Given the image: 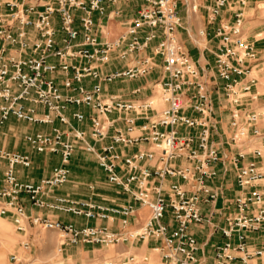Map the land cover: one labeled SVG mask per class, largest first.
<instances>
[{
    "label": "built area",
    "instance_id": "1",
    "mask_svg": "<svg viewBox=\"0 0 264 264\" xmlns=\"http://www.w3.org/2000/svg\"><path fill=\"white\" fill-rule=\"evenodd\" d=\"M121 5H133L135 14L124 19ZM182 9L196 14L202 7L199 0H0V126L15 118L44 127L27 134L25 142L33 153L60 158L49 177L24 182L17 168L30 169L31 156L0 146V217L11 219L21 235L30 227L60 233V259L52 264H77L66 251L81 244L104 248L151 240L156 243L151 250L165 264H205L190 227L220 213L214 206L221 192L213 185L218 165L235 170L240 194L221 209L234 207L225 215V241L215 247V263L264 258V245H250V235L264 231V105L254 92L263 34L250 37L247 27L251 19L264 24V0H212L203 7L212 32L200 35L213 34L218 41L214 69L229 110L232 157L212 143V94L207 74L178 38L185 24ZM122 18L123 31L110 38L109 21ZM157 69L161 75L148 96L142 87L130 97L105 89ZM79 154L94 158L125 203L56 194L70 182ZM28 205L118 223L119 229L31 215ZM140 208H148L150 217L133 228ZM33 248L29 239L21 242L27 255ZM134 260L121 255L97 263ZM10 262L34 259L12 255Z\"/></svg>",
    "mask_w": 264,
    "mask_h": 264
},
{
    "label": "crops",
    "instance_id": "2",
    "mask_svg": "<svg viewBox=\"0 0 264 264\" xmlns=\"http://www.w3.org/2000/svg\"><path fill=\"white\" fill-rule=\"evenodd\" d=\"M212 0H199V3L202 9L194 14L191 11L186 12L184 9L181 10V15L184 18V28L178 31V38L183 45L187 54L197 63L199 69L207 74L208 83L210 92L212 94L213 105H214V115L212 117L213 121V132H212V143L216 145L221 152L228 154L230 157L236 154V150L229 147V137H230V127H229V110L226 105L222 103V83L216 76L215 73V54L218 49V41L213 37V34L209 37H203L200 35V31L204 29L211 28L207 26L206 23V12L203 7L209 5ZM135 5L137 2L134 3ZM122 10H124L123 17L124 19L130 18L135 14L133 5H121ZM200 21V27H197L193 24ZM122 21H109V29L111 31L110 38H115L122 31ZM197 24V23H196ZM195 24V25H196ZM248 28H252V33L250 37H253L256 33L263 34V40L257 42V48L260 53V62L259 69L257 74L260 78V83L254 89V92H257L261 95L260 104L264 105V83H261V79H264V24L261 22L250 20L247 24ZM212 32V31H211ZM202 42L205 44L202 46ZM117 67H124L123 63L116 64ZM161 75V70L157 69L152 72L149 76L135 80V81H121L112 85L106 86V91L113 94H122L126 97H130V93L136 88L142 87L144 89V96H148L151 91V86L153 83L159 80ZM74 111L80 110L86 113L90 111L85 108H73ZM22 123V124H21ZM85 125L83 128H87ZM264 127V126H263ZM45 130L42 126L29 125L25 122L11 118L3 126H0V146H3L7 151L11 153L18 154H27L30 155L33 161V165L30 169H24L18 167V176L24 182H38L43 178L49 177L55 167L60 165V158L56 155L50 154H37L33 153L27 143L25 142V137L27 134L36 133L37 131ZM106 142H109L107 140ZM100 145H97L99 148ZM131 152H135L136 148L131 149ZM93 166L98 177L101 180L88 179L84 181L83 184H87V187L91 189L92 187L96 188L93 194L100 196L95 197V199L100 200L101 195H107L101 189L100 184L107 186V178L105 173L97 166L93 157L85 155H76L71 164V179L69 184L59 188L56 191L58 195H71L72 197L78 199L74 196L72 184H77V178L79 172L88 171L90 166ZM264 166V162L261 163ZM219 170V176L213 182L215 188L220 192V198L215 203V208L220 211V213L214 218L210 219L209 222H205L202 225H192L190 227V232L196 237L200 244L199 256L205 261V264H216L214 253L215 247L221 245L225 239L221 233V228L225 227V215L234 210V207L229 209L222 210L226 207L227 202H233L235 197L240 194V190L236 183V172L229 166L228 170H224L221 165L217 166ZM4 166H0V176L3 175ZM89 185V186H88ZM70 186V187H69ZM109 186V185H108ZM111 187V186H109ZM116 191L113 187H111ZM117 192V191H116ZM92 192L88 191V194L81 197L82 199L91 197ZM100 198V199H99ZM126 202V198L120 195L115 199L116 204H123ZM109 204V203H108ZM28 212L31 215H45L54 219H59L64 223H73L77 227H95V226H104L110 225L112 230H118L119 225L110 224L106 221H94L87 220L82 217H75L72 215L57 214L54 212L48 211H39L28 205ZM210 210L209 207H205L204 211L208 213ZM150 210L148 208H140L138 211V220L133 223V228L138 227L139 225L144 224L147 219L150 217ZM251 241L250 245L255 247H261L264 245V231L261 233H254L250 235ZM149 251L152 249L156 243L154 241L144 242ZM143 243V244H144ZM144 247V246H143ZM100 247L97 245L81 244L76 247H70L66 251V256L71 258L77 264H98L99 260H102L98 256L97 252L100 251ZM24 256H27L25 253ZM40 261H36L38 263ZM230 264H244L241 259H237ZM248 264H264V258H255L248 261Z\"/></svg>",
    "mask_w": 264,
    "mask_h": 264
},
{
    "label": "rangeland",
    "instance_id": "3",
    "mask_svg": "<svg viewBox=\"0 0 264 264\" xmlns=\"http://www.w3.org/2000/svg\"><path fill=\"white\" fill-rule=\"evenodd\" d=\"M196 23V25L193 24L194 27L201 26L198 25L200 24L199 20H197ZM201 44L203 46L205 43L202 42ZM261 83H264V79H261ZM77 174V184H72L74 196L78 199H82L81 197L88 194V191H91V197L95 198L97 195L93 193L96 191V188L89 189L86 183L83 184L84 181L88 179L91 180L95 178L96 180H101L93 166L91 165L88 171L83 173L79 172ZM100 187L103 189L104 193L107 194L103 195L104 198L108 199L110 203H113V201H115V199L120 196L108 185L104 186L101 183ZM26 239H29V241L34 244L32 255H30L33 257L34 261H40L41 264H52L59 262L60 258L57 257L58 249L60 248L62 242L60 233L38 229L36 227H30L27 236L21 235L16 232L15 226L11 219L7 217H0V264H11L10 258L12 255L24 256L25 252H23L21 249V242ZM99 249L100 251H98L97 254L102 260L105 258L106 260L110 258L119 259V257L123 255L124 257H134L135 260L130 264H165L161 260L160 254L158 252L152 251L151 249V251H149L143 242L120 244L104 248L100 247ZM27 256L30 257L29 255Z\"/></svg>",
    "mask_w": 264,
    "mask_h": 264
},
{
    "label": "bare ground",
    "instance_id": "4",
    "mask_svg": "<svg viewBox=\"0 0 264 264\" xmlns=\"http://www.w3.org/2000/svg\"><path fill=\"white\" fill-rule=\"evenodd\" d=\"M153 251V250H152ZM148 259V258H147ZM33 264H36V261L33 262Z\"/></svg>",
    "mask_w": 264,
    "mask_h": 264
}]
</instances>
